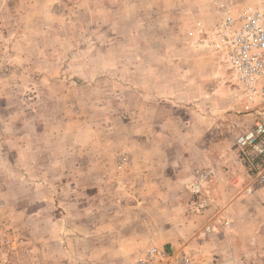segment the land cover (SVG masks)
Segmentation results:
<instances>
[{"label": "rangeland", "instance_id": "obj_1", "mask_svg": "<svg viewBox=\"0 0 264 264\" xmlns=\"http://www.w3.org/2000/svg\"><path fill=\"white\" fill-rule=\"evenodd\" d=\"M258 2L0 0V264H126L169 236L197 264L264 257V187L241 202L257 220L228 210L233 179L252 182L235 141L255 108L203 44ZM197 168L220 177L193 214Z\"/></svg>", "mask_w": 264, "mask_h": 264}, {"label": "built area", "instance_id": "obj_2", "mask_svg": "<svg viewBox=\"0 0 264 264\" xmlns=\"http://www.w3.org/2000/svg\"><path fill=\"white\" fill-rule=\"evenodd\" d=\"M216 31L217 40H204L203 44L215 51L221 65L235 72L238 88L255 108L252 123L238 133L235 141L238 160L252 178L245 187L251 193L254 185L264 187V0L247 6L237 16L225 17ZM211 179L210 170L197 168L188 182L189 210L193 214L213 205ZM223 223L228 225L229 221L223 219ZM210 230L207 226L199 238ZM126 264H197V251L187 243L176 249L150 244Z\"/></svg>", "mask_w": 264, "mask_h": 264}, {"label": "crops", "instance_id": "obj_3", "mask_svg": "<svg viewBox=\"0 0 264 264\" xmlns=\"http://www.w3.org/2000/svg\"><path fill=\"white\" fill-rule=\"evenodd\" d=\"M0 147H2V144L0 143ZM236 157H237V160H238V156H237V154H236ZM238 162H239V160H238ZM153 163V162H152ZM154 163H159V162H156V161H154ZM240 163V162H239ZM241 165V164H240ZM99 166V164L97 163V165H96V167H98ZM207 169V168H206ZM95 171H97L96 169H95ZM245 174V173H244ZM246 176H248L247 174H245ZM220 177L219 175L217 176H214L213 175V173H212V179H211V181L209 182V189L211 188L210 187V183H212L213 181H214V179L216 178V180L218 179V178ZM234 181H233V183H234V185H235V190H238L239 188L238 187H240L242 190L241 191H239V194H241V198H239L238 200H236V202H234L232 205H230L229 207H228V210L229 211H236L237 212V210H239L238 212V214L237 213H234L233 215L235 216V218H236V220L235 221H240V225H242L243 224V221H250L251 219L254 221V220H257L258 218H259V216L260 215H258V213H257V211H259L260 210V207L261 206H255L253 203H251V202H248L247 204H244V203H241L242 202V200L244 199V198H247L246 200H251V197H253V195H247V192L245 191V187L248 185V184H250L248 181V183L246 182V181H243V182H245L244 184L242 183L241 184V180L238 178V177H235L234 179H233ZM248 180V179H247ZM219 183H220V181H219ZM221 184V183H220ZM220 189H223V187L222 186H220ZM212 189H210V191H211ZM221 191V190H220ZM259 191V189H256L255 190V194L257 195V193H259L258 192ZM246 192V193H245ZM211 193H212V191H211ZM222 193H224V190H222V192L220 193V194H222ZM238 194V195H239ZM223 197H224V195H223ZM261 218H264V213H263V216H260ZM216 221H218V220H216ZM222 223H223V221H221ZM233 223V222H232ZM231 223V224H232ZM235 224V223H234ZM237 224V223H236ZM235 224V225H236ZM87 228H89V229H87ZM78 232L79 233H83V234H85V235H92L93 236V239H96L95 241H99L98 239H101L102 237L101 236H99V233H101V231L99 230V229H97V225H94L93 224V227H91V225H87V224H84V225H82V224H79V229H78ZM59 236H60V238H61V240H62V242H63V239H64V236H65V233H63V232H61L60 234H59ZM173 236H169L168 237V240L167 241H169V242H167L168 244H166V245H158V246H160V247H165V248H167V249H174V246L171 244V242H173L175 239L174 238H172ZM138 239H141V240H145L146 238H144V237H138V238H134V241H137ZM170 243V244H169ZM139 247H141V246H139ZM144 247H142V248H136V247H133V248H131L130 247V251H128V255H127V259L126 260H128V259H133V258H135L140 252H142V250H144L143 249ZM92 254V253H91ZM133 257V258H132ZM230 258H233L234 260H236V259H242V257L240 258V257H238L237 256V254H235V253H233V255H230ZM256 260H257V264H264V257H263V255L261 254V253H259V255L257 256V258H256ZM259 261V262H258Z\"/></svg>", "mask_w": 264, "mask_h": 264}]
</instances>
